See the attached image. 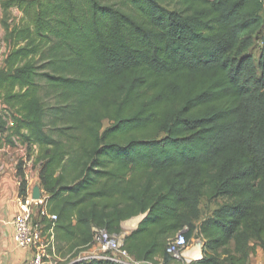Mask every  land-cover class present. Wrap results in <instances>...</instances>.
Here are the masks:
<instances>
[{
	"label": "trees",
	"instance_id": "trees-1",
	"mask_svg": "<svg viewBox=\"0 0 264 264\" xmlns=\"http://www.w3.org/2000/svg\"><path fill=\"white\" fill-rule=\"evenodd\" d=\"M1 3L22 16L0 66V147L36 149L58 262L115 264L72 261L94 228L120 234L140 214L124 238L140 262L174 264L185 227L204 241L190 264L264 252V0ZM204 196L221 203L202 217Z\"/></svg>",
	"mask_w": 264,
	"mask_h": 264
},
{
	"label": "built area",
	"instance_id": "built-area-1",
	"mask_svg": "<svg viewBox=\"0 0 264 264\" xmlns=\"http://www.w3.org/2000/svg\"><path fill=\"white\" fill-rule=\"evenodd\" d=\"M27 166L24 165V170ZM26 174V173H25ZM29 179V176L26 175ZM22 209L12 220L14 225V241L21 249L30 251L31 256L24 264H56L57 259L49 252L53 248V229H45L41 222L33 221V210L36 208L41 217L47 216L51 220H56V214H49L43 207L44 199L42 195L34 198L33 195L26 194L19 197ZM126 235L113 234L106 229L94 228V241L88 250L81 252L72 262L90 259H102L115 264H145L134 259L124 248V238ZM202 245V250L198 245ZM204 241L199 237L196 243H190L185 234L181 231L168 240L167 252L172 257L174 264H190L203 257ZM164 264L162 259L157 263Z\"/></svg>",
	"mask_w": 264,
	"mask_h": 264
},
{
	"label": "crops",
	"instance_id": "crops-1",
	"mask_svg": "<svg viewBox=\"0 0 264 264\" xmlns=\"http://www.w3.org/2000/svg\"><path fill=\"white\" fill-rule=\"evenodd\" d=\"M23 149L10 144L0 147V264H24L31 256L27 249L19 248L14 241V225L12 220L22 209L19 202L20 181L17 177L19 161H21ZM22 161H25L23 158ZM28 170H25L28 175ZM27 185V194L33 195L38 188L42 195L39 179V169L35 170L34 176ZM143 214L126 218L120 222V234L129 235L137 229ZM133 224H136L133 227ZM84 252V251H83ZM256 261L251 264H264V252L257 250ZM58 260V259H57Z\"/></svg>",
	"mask_w": 264,
	"mask_h": 264
},
{
	"label": "rangeland",
	"instance_id": "rangeland-1",
	"mask_svg": "<svg viewBox=\"0 0 264 264\" xmlns=\"http://www.w3.org/2000/svg\"><path fill=\"white\" fill-rule=\"evenodd\" d=\"M22 16V13L20 10H18L16 7L10 8L8 11H5L2 7V3L0 0V66L3 65V60L5 58V55L8 51V43L6 42L5 38L7 35L8 30L17 22L20 21ZM258 47L256 46L253 49V53H257ZM0 111H3V106L0 104ZM4 112V111H3ZM8 118V126H11L13 124L12 119L10 117ZM109 125V122L107 120L104 121V127H107ZM15 140V145L19 149H23V154L21 161H19V164L22 162V166H27L28 170V175H30V179L34 176L35 170L39 168H32L31 169V163L34 160V154L36 153V149L32 148L29 150V148L26 145H23L20 141V139L17 136L13 137ZM30 155V156H29ZM25 159V161H22V159ZM221 203V200H209L207 196H204L201 199V212H202V217L209 216L213 213V211L217 208L218 204ZM38 216V210L35 208L33 210V221L38 222L39 221V216ZM189 230L188 227H185L181 230L182 233H187ZM174 237V236H173ZM199 236L198 235H193L191 237L190 243H196L198 241ZM258 257V256H254ZM254 262L256 261L255 258ZM59 260V259H58ZM253 261V260H252ZM56 264H63L58 261H56Z\"/></svg>",
	"mask_w": 264,
	"mask_h": 264
},
{
	"label": "water",
	"instance_id": "water-1",
	"mask_svg": "<svg viewBox=\"0 0 264 264\" xmlns=\"http://www.w3.org/2000/svg\"><path fill=\"white\" fill-rule=\"evenodd\" d=\"M41 196V193L39 192L38 188L35 190L34 194H33V197L34 198H39ZM145 216V214H143V217ZM199 249L202 250V245L199 244L198 245ZM145 264H149L147 262H145Z\"/></svg>",
	"mask_w": 264,
	"mask_h": 264
},
{
	"label": "bare ground",
	"instance_id": "bare-ground-1",
	"mask_svg": "<svg viewBox=\"0 0 264 264\" xmlns=\"http://www.w3.org/2000/svg\"><path fill=\"white\" fill-rule=\"evenodd\" d=\"M136 226V224H133V227H135Z\"/></svg>",
	"mask_w": 264,
	"mask_h": 264
}]
</instances>
